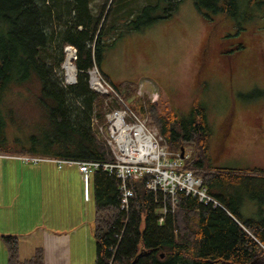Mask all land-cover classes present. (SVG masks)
<instances>
[{
	"label": "trees",
	"instance_id": "16d2710c",
	"mask_svg": "<svg viewBox=\"0 0 264 264\" xmlns=\"http://www.w3.org/2000/svg\"><path fill=\"white\" fill-rule=\"evenodd\" d=\"M183 2L155 0L141 10H123L113 0L96 16L92 0H0V103L13 85H24L35 78L46 109L45 121L28 146L8 142L4 130L8 123L0 116V154L113 161L111 148L93 127V118L100 125L106 124L105 99L91 89L88 72L96 65L127 100L133 91L137 92V84L118 85L109 80L101 67L106 50L126 34L171 18ZM193 2L206 17L209 15L205 11L221 14L222 21L255 20L257 11L264 18V0ZM242 4L247 6L244 15L239 12ZM66 47L76 51V83L69 86L64 84L62 75L57 76L65 62ZM128 102L140 116H150L171 153L190 149L184 168L202 179L218 205L180 194L175 212L166 215L160 225L162 195L148 190L144 179L132 182L135 196L126 213L120 208L116 177L97 171L92 181L94 264H264V213L259 218L244 217L243 200L232 191L234 180L264 182V169L228 170L213 166L211 129L199 98L194 100L189 118L181 117L163 99L151 102L136 95ZM2 239L8 264H45L42 247L32 257L21 260L19 238Z\"/></svg>",
	"mask_w": 264,
	"mask_h": 264
},
{
	"label": "rangeland",
	"instance_id": "374dc122",
	"mask_svg": "<svg viewBox=\"0 0 264 264\" xmlns=\"http://www.w3.org/2000/svg\"><path fill=\"white\" fill-rule=\"evenodd\" d=\"M246 8L241 5L240 15ZM205 13L209 17L197 10L193 0H184L171 18L118 38L106 50L104 64L114 79L137 84L131 97L121 96L129 106L136 95L151 102L163 99L181 117L189 118L199 98L211 129L213 166L264 169V18L260 11L255 20L238 22ZM239 45L243 48L238 50ZM63 66L57 76H63L66 86L73 85L67 83ZM40 96V86L32 78L27 84L13 85L2 99L0 116L8 123L4 127L8 142L28 146L36 137L46 114ZM94 130L105 141L97 125ZM184 155L190 156V149ZM12 163L18 167L0 187V264H8L3 236L19 238L21 260L42 247L47 249L48 264H94L93 182L86 201L77 166L64 165L60 170L46 162ZM232 191L243 200L244 217L259 218L264 213L263 181L234 180Z\"/></svg>",
	"mask_w": 264,
	"mask_h": 264
},
{
	"label": "built area",
	"instance_id": "2783aa9c",
	"mask_svg": "<svg viewBox=\"0 0 264 264\" xmlns=\"http://www.w3.org/2000/svg\"><path fill=\"white\" fill-rule=\"evenodd\" d=\"M74 52L76 58V51ZM88 73L91 89L105 98V106L108 109L105 114L106 124L100 125L98 120L93 118V127L97 125L98 135L105 137L107 145L111 148L113 161L80 162L31 155L2 154L0 158L34 165L49 162L60 170L64 165L77 166L85 185L87 200L91 196L95 172L103 171L113 175L119 183L120 208L126 213L129 212L131 200L135 196L131 187L132 182L144 179L148 190L162 195L160 225L163 224L166 215L175 212L180 194L195 197L201 203L213 202L217 206L218 203L209 196L202 179L197 177L194 171L184 168V160L189 156L182 157L181 153H171L158 129L152 128L147 123L148 117L140 116L127 105L121 95L101 75L96 65ZM111 99L113 101H110Z\"/></svg>",
	"mask_w": 264,
	"mask_h": 264
},
{
	"label": "crops",
	"instance_id": "0c3cea01",
	"mask_svg": "<svg viewBox=\"0 0 264 264\" xmlns=\"http://www.w3.org/2000/svg\"><path fill=\"white\" fill-rule=\"evenodd\" d=\"M108 1L109 3H111V1L113 2V0H92L91 7L94 11V14L99 13V10L100 9L102 10L103 7L106 4H108ZM116 1L118 2L119 7L122 8L123 10H126V9L141 10L143 7H145L149 3L151 2L155 3V0H116ZM103 2L105 3L102 4ZM101 67H102L103 72L110 78V80L113 83L118 84V85L121 84L120 80L118 81L117 79H114L112 77L111 71H109L108 67L104 63L102 64ZM14 161L15 160L9 159V158H0V187L5 185L7 177L10 178L9 176L13 175V173L16 171L15 169L16 167H18V165L16 163H12ZM84 198L86 201H89L86 199L85 185H84ZM43 249L45 251V264H48L47 249L46 248H43Z\"/></svg>",
	"mask_w": 264,
	"mask_h": 264
},
{
	"label": "bare ground",
	"instance_id": "6f19581e",
	"mask_svg": "<svg viewBox=\"0 0 264 264\" xmlns=\"http://www.w3.org/2000/svg\"><path fill=\"white\" fill-rule=\"evenodd\" d=\"M66 55H67V58H66V61H65L63 67L66 71L67 83L72 84L76 80V68H75V65L73 63V60H75L74 49L68 48L66 50Z\"/></svg>",
	"mask_w": 264,
	"mask_h": 264
},
{
	"label": "flooded vegetation",
	"instance_id": "af4514ba",
	"mask_svg": "<svg viewBox=\"0 0 264 264\" xmlns=\"http://www.w3.org/2000/svg\"><path fill=\"white\" fill-rule=\"evenodd\" d=\"M220 145H221V147H224L225 146V142L224 141L220 142Z\"/></svg>",
	"mask_w": 264,
	"mask_h": 264
},
{
	"label": "water",
	"instance_id": "95a60500",
	"mask_svg": "<svg viewBox=\"0 0 264 264\" xmlns=\"http://www.w3.org/2000/svg\"><path fill=\"white\" fill-rule=\"evenodd\" d=\"M75 83H76V82H75ZM75 83H74V84H75ZM182 157H184V150H182ZM162 257H163V256H162Z\"/></svg>",
	"mask_w": 264,
	"mask_h": 264
}]
</instances>
